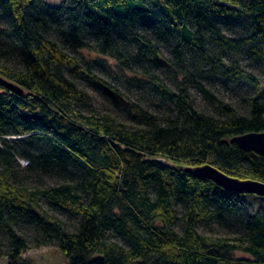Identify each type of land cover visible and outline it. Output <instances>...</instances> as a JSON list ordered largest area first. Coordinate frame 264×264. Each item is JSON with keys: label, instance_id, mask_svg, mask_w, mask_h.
<instances>
[{"label": "trees", "instance_id": "1", "mask_svg": "<svg viewBox=\"0 0 264 264\" xmlns=\"http://www.w3.org/2000/svg\"><path fill=\"white\" fill-rule=\"evenodd\" d=\"M244 58L264 64V0H0V257L36 264L24 253L55 244L67 264H264V196L188 170L264 181V156L234 141L264 132V83ZM215 77L252 88L246 111L210 89ZM77 80L133 121L83 112ZM212 222L239 230H200Z\"/></svg>", "mask_w": 264, "mask_h": 264}, {"label": "rangeland", "instance_id": "2", "mask_svg": "<svg viewBox=\"0 0 264 264\" xmlns=\"http://www.w3.org/2000/svg\"><path fill=\"white\" fill-rule=\"evenodd\" d=\"M49 1L50 4L54 6H59L64 0H46ZM164 54L166 56L170 55L171 49L170 46L163 47ZM244 67L248 70L252 71L255 75L260 77L261 81L264 83V64L258 63L251 58H244L242 60ZM114 83H119L127 94V98L131 99V101H135L137 103L145 105L147 108L155 111H159L165 113L168 111V107L170 106L167 103H162L158 96L150 90L141 88V87H133L130 85H122L125 84L124 81L119 80V78L115 79L112 77H108ZM81 89L85 92L84 101H79V107H81L83 112L93 113L99 112L101 114H108L114 117L116 120L133 121L131 115L125 109L117 108L112 105L108 99H105L103 95L97 91L92 85H89L85 80H77ZM205 82L208 84L211 90H214L219 98L222 100H226L231 102L238 108L240 111H246V103L249 97V94L252 92V88H250L247 84H239L228 82L225 79L221 78H213V80L205 79ZM193 99L194 102L200 110L212 111V106L210 101L205 99V97L196 89H193ZM50 182L49 179H47ZM264 202V201H263ZM49 212L53 215H59L64 222L70 228L74 229L77 224V218L75 215L68 213H62L60 211L49 210ZM20 231L28 238L31 239L32 245H34L36 237L38 235V231L34 227L22 225L19 227ZM200 230L206 234H217V235H231L238 231L237 226H225L218 224L216 222H212L209 224H202L200 226ZM24 258H29L33 260L36 264H67V259L64 257L63 252L60 248H57L55 244H49V246H41L34 247L32 246L24 253ZM6 258L0 257V264H6Z\"/></svg>", "mask_w": 264, "mask_h": 264}, {"label": "water", "instance_id": "3", "mask_svg": "<svg viewBox=\"0 0 264 264\" xmlns=\"http://www.w3.org/2000/svg\"><path fill=\"white\" fill-rule=\"evenodd\" d=\"M234 141L239 143L243 148H252L264 156V132L238 135L236 138H234ZM188 170L194 176L211 179L217 185L223 186L227 190H231L235 193H252L258 196H264V181H258L252 178H238L225 173L219 167H216L210 163L197 166L196 168H190Z\"/></svg>", "mask_w": 264, "mask_h": 264}]
</instances>
